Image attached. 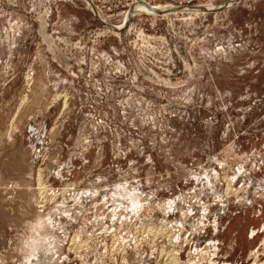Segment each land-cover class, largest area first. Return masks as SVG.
Listing matches in <instances>:
<instances>
[{"label": "rangeland", "instance_id": "obj_1", "mask_svg": "<svg viewBox=\"0 0 264 264\" xmlns=\"http://www.w3.org/2000/svg\"><path fill=\"white\" fill-rule=\"evenodd\" d=\"M172 250L264 264V0H0V264Z\"/></svg>", "mask_w": 264, "mask_h": 264}, {"label": "bare ground", "instance_id": "obj_2", "mask_svg": "<svg viewBox=\"0 0 264 264\" xmlns=\"http://www.w3.org/2000/svg\"><path fill=\"white\" fill-rule=\"evenodd\" d=\"M230 4V3H229ZM228 4V5H229ZM134 7V10L135 11H141V12H145V13H148V12H159V11H165V10H169L171 7H150V8H147L143 3H138L137 5H134L133 6ZM126 19V18H125ZM43 185V184H42ZM40 188H41V186H40ZM226 192V191H225ZM229 192V191H228ZM43 193V192H42ZM229 194H230V192H229ZM42 195V194H41ZM41 195H39L40 197H41ZM229 196V195H228ZM226 197V196H225ZM42 198V197H41ZM49 198V197H48ZM45 202V201H44ZM44 204V203H43ZM147 228V227H146ZM149 230V229H148ZM147 230V231H148ZM150 230H154L152 227H151V229ZM149 230V231H150ZM154 232V231H153ZM144 233V232H143ZM156 233V232H155ZM152 234H154V233H152ZM155 236V235H154ZM167 236V235H166ZM73 238V237H72ZM154 238V237H153ZM75 240V239H74ZM72 241H73V239L71 240V243H72ZM75 242V241H74ZM82 244H84V243H82ZM76 245V244H75ZM81 245V244H80ZM82 246V245H81ZM77 247V246H76ZM80 248V247H79ZM72 249H73V247H72ZM172 252H173V250L172 251H170V253L168 252H166L167 254H169V259L167 258V256H164L165 258H167L168 260H169V263H171V264H181V263H179L178 262V260H177V258L175 257V255L174 254H172ZM159 253H160V255L162 256V254L164 253H162V251L160 252L159 251ZM176 253V252H175ZM170 254L171 255H173V256H171L170 257ZM164 255V254H163ZM163 257V258H164ZM160 258V257H159ZM167 262V261H166Z\"/></svg>", "mask_w": 264, "mask_h": 264}]
</instances>
